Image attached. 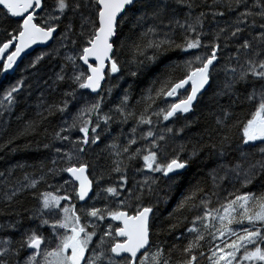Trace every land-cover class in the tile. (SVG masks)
I'll return each instance as SVG.
<instances>
[{
    "label": "snow or ice",
    "instance_id": "snow-or-ice-1",
    "mask_svg": "<svg viewBox=\"0 0 264 264\" xmlns=\"http://www.w3.org/2000/svg\"><path fill=\"white\" fill-rule=\"evenodd\" d=\"M18 70L0 264H264V0H0Z\"/></svg>",
    "mask_w": 264,
    "mask_h": 264
},
{
    "label": "trees",
    "instance_id": "trees-1",
    "mask_svg": "<svg viewBox=\"0 0 264 264\" xmlns=\"http://www.w3.org/2000/svg\"><path fill=\"white\" fill-rule=\"evenodd\" d=\"M41 49L37 48L33 55L38 53ZM23 67V65L21 66ZM20 71L18 70L14 75H9L7 79L0 80V92L3 91L5 87L8 86V84L13 83L15 79L19 78ZM115 83V81H113ZM127 85H125L126 87ZM20 111L19 109L17 110ZM201 124L205 122V116L201 115L200 117ZM196 129H194L192 135L195 134ZM2 142V141H0ZM26 143L25 141H21V151H18L14 154H7L4 151H0V171H3L5 168L9 167L11 164H15L18 161L21 163H28V164H38L41 160L45 159L48 156V153L46 150H44L42 147H37L35 144L28 148H23V144ZM19 175V173H18Z\"/></svg>",
    "mask_w": 264,
    "mask_h": 264
},
{
    "label": "water",
    "instance_id": "water-1",
    "mask_svg": "<svg viewBox=\"0 0 264 264\" xmlns=\"http://www.w3.org/2000/svg\"><path fill=\"white\" fill-rule=\"evenodd\" d=\"M34 48H35V50H36L37 48H40V46H34Z\"/></svg>",
    "mask_w": 264,
    "mask_h": 264
}]
</instances>
